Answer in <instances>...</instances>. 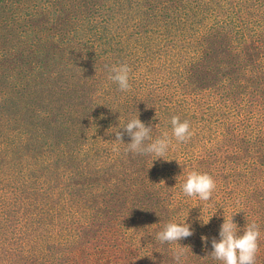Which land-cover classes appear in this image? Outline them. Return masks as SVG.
Segmentation results:
<instances>
[{"label":"trees","instance_id":"1","mask_svg":"<svg viewBox=\"0 0 264 264\" xmlns=\"http://www.w3.org/2000/svg\"><path fill=\"white\" fill-rule=\"evenodd\" d=\"M10 4L0 6L15 11L9 24L1 22L5 36L16 37L12 51L0 49L9 55L0 78V114L10 106L13 113L25 110L22 97L29 95L15 93L12 83L31 80L30 67L50 70L51 78L59 70L64 85L59 89L50 80L43 95L44 82L36 83L38 115L43 119V108L55 114L44 124L51 134L31 125L9 137L13 145L0 140V264H153L149 255L156 264H175L180 246L155 239L169 222L192 227L193 235L178 242L185 247L184 264H222L210 253L224 215L233 217L238 235L247 223L258 225L256 264H264V0ZM114 8L121 11L111 18ZM172 30L173 39L187 38L182 53L169 47ZM121 64L131 69L130 91L108 78V68ZM172 81L187 96L174 92ZM71 97L77 103L68 104ZM63 112L76 114L63 122ZM173 116L190 123L187 142L173 137ZM138 117L152 127L153 140L168 134L164 158L170 162L126 152V132L124 143L115 141V132ZM173 144L186 156L176 155ZM227 144L245 146L242 156H225ZM191 171L213 177L210 201L181 191ZM46 175H63L64 184H54L52 193L44 187ZM74 193L89 206L70 199ZM90 206L95 212L83 225Z\"/></svg>","mask_w":264,"mask_h":264},{"label":"clouds","instance_id":"2","mask_svg":"<svg viewBox=\"0 0 264 264\" xmlns=\"http://www.w3.org/2000/svg\"><path fill=\"white\" fill-rule=\"evenodd\" d=\"M109 80L117 83L121 91H130L129 73L131 69L127 64L119 66H111L108 68ZM103 118V117H102ZM172 135L177 142H187L191 136L190 123L185 120L181 121L178 116L171 118ZM123 132L120 130L115 132V141L123 142V135L126 132L131 137V142L127 143L126 152L133 154L154 156L156 159L163 158L169 150L171 139L165 133L162 138L155 140L151 137L152 127H148L139 117L129 120L123 127ZM155 159V160H156ZM179 162V161H178ZM179 177L176 179L179 181ZM162 182V181H161ZM216 189V182L208 173H200L191 171L187 174L186 180L181 185V191L188 197H198L201 202H208L212 198L213 192ZM239 203V202H237ZM203 225L208 224L210 219H203V215L199 217ZM237 224L224 215V222L220 229V239L213 238L212 248L214 249L211 256L222 262V264H256V254L258 252V239L260 231L258 225L247 223L243 229V234H237ZM193 235L192 227L188 223H167L163 230L159 231L155 239L160 243L178 244L180 247L173 252L175 264H184L185 251L184 246L178 242L182 239ZM201 239L207 246L208 237L202 236ZM156 264V258L152 255L148 256Z\"/></svg>","mask_w":264,"mask_h":264},{"label":"rangeland","instance_id":"3","mask_svg":"<svg viewBox=\"0 0 264 264\" xmlns=\"http://www.w3.org/2000/svg\"><path fill=\"white\" fill-rule=\"evenodd\" d=\"M12 0H7V3H3V0H0V6L4 7H8L11 6L10 2ZM184 5H186L187 7V2L184 3ZM0 7V49H2L4 47V45L6 46V50H13L15 43H16V37L14 36L13 32H9L8 36L6 37L5 33L2 32L3 26H2V22L1 19H4L7 21V23L9 24V22L14 18L15 15V11L10 10L8 8H2ZM121 10L114 8L111 10V18H114L115 16H118ZM27 19V18H26ZM173 20V19H170ZM174 21V20H173ZM173 35V30H172V34H171V45L169 46L170 49H173V51H177L178 53H182V50L187 49V38H182V39H173L172 37ZM9 39V42H8ZM8 43V46H7ZM172 52V51H171ZM7 58H9V55L6 54H2V52L0 53V78H3V73L5 72V68H6V60ZM30 67V66H29ZM68 72V71H67ZM28 73L30 76L29 80L28 78L24 79V78H19L21 80L13 82L12 83V90L15 89V93L25 89L26 92L29 95V98L26 99V97H22V100L24 102V105L26 108L25 110L20 111L19 113H13L12 112V108L11 106L8 108V111L5 115H1L0 114V140H2L4 142V144H10L9 142V137H15L18 136L22 133V131L24 129H28L31 125H35L34 130H39L40 131V126H42V129L44 132H48L51 134V131L48 129V127L44 126V124L50 120V119H54L55 114H51L49 112H47L42 104L40 103V108H43V119L40 118V116L38 115L37 112V108L36 106L38 105V103H36V98H39L36 94V83L39 82H44V85L41 86V89L43 90V95L48 91V82H50V80H52L56 86L60 89L62 87V85H64V82L62 81L61 77L58 75L60 74V71L58 70L57 73L53 74L54 77H50V70H48L47 72L44 71H39V72H35L34 68L30 67L28 69ZM45 73V74H44ZM72 73V71L70 70L68 73L65 74H70ZM52 75V74H51ZM75 79V78H74ZM73 79V80H74ZM49 80V81H47ZM29 81H32V89L28 87L29 85ZM170 87L173 88L174 92H181L184 93L187 96V91L182 87L181 83H176L174 81L170 82ZM78 87V86H77ZM47 89V90H46ZM13 97H15L14 93L12 95ZM10 98V97H8ZM26 99V100H25ZM68 104H75L76 102V98L71 97L69 99V101L67 102ZM82 116L87 118L88 117V111L86 110L85 107H81L79 106V109ZM26 111H29L28 114ZM36 114L38 116H36ZM76 114V113H75ZM67 115L64 112L61 115H58L60 118H62L63 122H66L67 118H73V116L75 115ZM29 119H31V124L29 122ZM72 120L70 121L69 124H72ZM55 124L59 127V125L55 122ZM32 127V126H31ZM262 131L264 132V129H262ZM224 139V137L222 138V140ZM104 143V141H101L99 144ZM13 145V144H10ZM226 149L224 150V155L231 158V159H235L236 157L239 159V157L242 156V152L245 150V146L243 145H234V144H227L226 145ZM172 150L175 152L176 155L179 154L182 155L183 157H185L186 155H183V149L180 147L179 144H173L172 145ZM185 160V158H182ZM192 161V160H189ZM193 162H197V160L193 161ZM187 167H194L192 164L187 163ZM63 178V175L60 176V178L55 177V176H49L46 175L43 177V183H44V187H49L52 191V187H54V184H64V180L63 182L61 181ZM32 180L34 181L35 178H32ZM67 180L70 182L71 180V176L67 177ZM46 196V195H45ZM48 197V196H46ZM70 198V197H69ZM73 198H80L79 200V205L83 206V205H88L85 202V199L83 198V194H78V193H74L70 199ZM51 199V198H50ZM52 200V199H51ZM90 208L92 209V212L87 211L86 209L84 210L85 215L81 217V221H83V225H85L86 221H88L89 217H91V215H93V213L95 212V208H93L92 206H90ZM65 214V213H64ZM127 245H125L126 247ZM128 251L125 250L124 251V262H127L128 259ZM10 264V263H9Z\"/></svg>","mask_w":264,"mask_h":264},{"label":"bare ground","instance_id":"4","mask_svg":"<svg viewBox=\"0 0 264 264\" xmlns=\"http://www.w3.org/2000/svg\"><path fill=\"white\" fill-rule=\"evenodd\" d=\"M256 59V58H255Z\"/></svg>","mask_w":264,"mask_h":264}]
</instances>
